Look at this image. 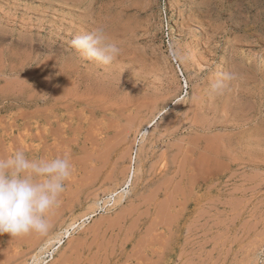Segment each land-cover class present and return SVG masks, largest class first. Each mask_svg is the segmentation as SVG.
I'll list each match as a JSON object with an SVG mask.
<instances>
[{"label": "rangeland", "instance_id": "rangeland-1", "mask_svg": "<svg viewBox=\"0 0 264 264\" xmlns=\"http://www.w3.org/2000/svg\"><path fill=\"white\" fill-rule=\"evenodd\" d=\"M97 27L109 65L70 44ZM18 150L72 174L0 264H264V0H0V158Z\"/></svg>", "mask_w": 264, "mask_h": 264}, {"label": "clouds", "instance_id": "clouds-1", "mask_svg": "<svg viewBox=\"0 0 264 264\" xmlns=\"http://www.w3.org/2000/svg\"><path fill=\"white\" fill-rule=\"evenodd\" d=\"M70 44L86 59L102 65L111 64L120 52L103 27L76 35ZM233 78L231 71L224 72L212 84V92L221 94ZM71 174L67 155L33 158L18 150L0 158V235L46 233L48 216L59 205Z\"/></svg>", "mask_w": 264, "mask_h": 264}, {"label": "bare ground", "instance_id": "bare-ground-1", "mask_svg": "<svg viewBox=\"0 0 264 264\" xmlns=\"http://www.w3.org/2000/svg\"><path fill=\"white\" fill-rule=\"evenodd\" d=\"M130 127H131V126H130ZM130 127H129V128H130ZM181 157H182V156H181ZM107 171H108V170H107ZM106 173H107V172H106ZM132 175H133V174H132ZM132 175H131V176H132ZM123 192H124V191H123ZM124 193H125V192H124ZM124 193H122V194H120V193H117V194H116V193H115L114 196L117 197V202H119V201H121V199H123L122 197H124L125 194H126V193H125V194H124ZM123 194H124V196H123ZM116 197H115V198H116ZM124 198H125V197H124ZM121 202H122V201H121ZM56 235H57V234H56ZM58 235H59V234H58ZM58 235H57V236H58ZM66 235H67V234H66ZM68 235H69V234H68ZM59 237H60V235H59ZM66 237H68V236H66ZM54 238H56V237L54 236ZM60 238H61V237H60ZM10 241H11V240H10ZM49 241H50V240H49ZM51 241H52V239H51ZM55 241H56V239L54 240V242H55ZM47 243H48V242H47ZM47 243H46V244H47ZM57 243H58V242H57ZM49 244H51V243H49ZM58 245H59V244H58ZM44 249H45V248H44ZM41 250H42V249H41ZM40 257H41V256H40ZM42 258H43V257H42ZM34 259H35V258H34ZM40 259H41V258H40ZM38 260H39V257H38ZM38 260H37V261H38ZM42 262H44V261H42ZM42 262H41V263H42ZM32 263H33V262H32ZM37 264H38V262H37ZM44 264H45V262H44Z\"/></svg>", "mask_w": 264, "mask_h": 264}]
</instances>
